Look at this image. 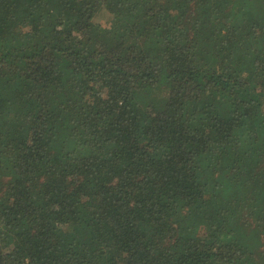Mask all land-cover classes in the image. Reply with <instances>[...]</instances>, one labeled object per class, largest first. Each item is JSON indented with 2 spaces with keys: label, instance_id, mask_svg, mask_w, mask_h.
<instances>
[{
  "label": "trees",
  "instance_id": "1",
  "mask_svg": "<svg viewBox=\"0 0 264 264\" xmlns=\"http://www.w3.org/2000/svg\"><path fill=\"white\" fill-rule=\"evenodd\" d=\"M263 217L264 0H0V264H251Z\"/></svg>",
  "mask_w": 264,
  "mask_h": 264
},
{
  "label": "rangeland",
  "instance_id": "2",
  "mask_svg": "<svg viewBox=\"0 0 264 264\" xmlns=\"http://www.w3.org/2000/svg\"><path fill=\"white\" fill-rule=\"evenodd\" d=\"M250 223L252 224V228H254L252 233H255L253 234L254 235L253 239L255 238V236L256 237L260 236L261 240L260 242L258 241L257 246L262 245V248H264V238H263L264 237V217L262 219L260 218L258 221L257 219L253 218L250 220ZM252 233L251 234L249 233L247 235H244L242 233V236H246L248 239V237H250ZM252 241H250L249 244H251ZM250 248L251 250L247 252V254H248V259L250 260V262H252L251 264H264V253H258L255 249V246L250 247Z\"/></svg>",
  "mask_w": 264,
  "mask_h": 264
}]
</instances>
